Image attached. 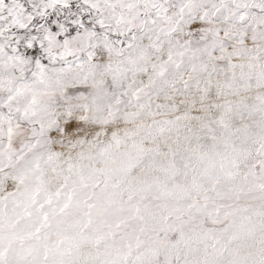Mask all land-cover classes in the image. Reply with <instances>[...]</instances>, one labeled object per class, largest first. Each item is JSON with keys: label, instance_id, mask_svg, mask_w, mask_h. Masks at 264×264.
I'll use <instances>...</instances> for the list:
<instances>
[{"label": "snow or ice", "instance_id": "6c2138e0", "mask_svg": "<svg viewBox=\"0 0 264 264\" xmlns=\"http://www.w3.org/2000/svg\"><path fill=\"white\" fill-rule=\"evenodd\" d=\"M0 264H264V0H0Z\"/></svg>", "mask_w": 264, "mask_h": 264}]
</instances>
